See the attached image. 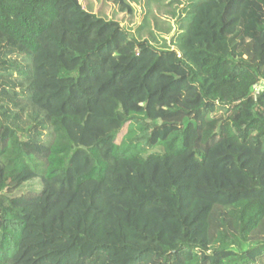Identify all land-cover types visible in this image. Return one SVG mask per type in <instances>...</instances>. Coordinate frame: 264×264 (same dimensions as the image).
Returning <instances> with one entry per match:
<instances>
[{
  "label": "trees",
  "instance_id": "obj_1",
  "mask_svg": "<svg viewBox=\"0 0 264 264\" xmlns=\"http://www.w3.org/2000/svg\"><path fill=\"white\" fill-rule=\"evenodd\" d=\"M64 4L0 0V264H17L50 193L92 185L124 245L55 264H264V0H204L187 60L134 41L118 69L117 33L57 63ZM96 28L79 42L112 29Z\"/></svg>",
  "mask_w": 264,
  "mask_h": 264
},
{
  "label": "rangeland",
  "instance_id": "obj_2",
  "mask_svg": "<svg viewBox=\"0 0 264 264\" xmlns=\"http://www.w3.org/2000/svg\"><path fill=\"white\" fill-rule=\"evenodd\" d=\"M204 0H65V17L58 23L61 40L56 41L57 63L63 59L76 60L106 42L114 33L121 35L130 45V52L117 59L112 67L118 69L128 62L136 50L134 41L148 42L159 51H175L188 59L182 39L196 7ZM96 24V37L107 27L112 28L102 39L80 43L84 33ZM116 57H119L116 54ZM60 58V59H59ZM63 63V62H62ZM264 89V83L256 90ZM126 130L118 137L121 140ZM95 187L87 186L81 195L56 196L50 193L31 221V235L24 244L17 264H55L57 257L70 249L81 250L91 240L106 237L115 250L124 245L121 226L116 216L98 207ZM102 209V208H101ZM97 227L100 229L99 237ZM127 248L138 247L126 243ZM123 263V259L120 260ZM59 264V263H57Z\"/></svg>",
  "mask_w": 264,
  "mask_h": 264
}]
</instances>
